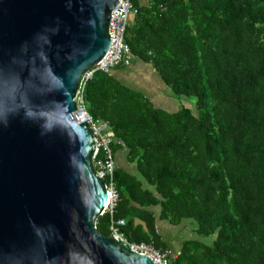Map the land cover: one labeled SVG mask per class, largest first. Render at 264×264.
Segmentation results:
<instances>
[{
    "label": "trees",
    "instance_id": "trees-1",
    "mask_svg": "<svg viewBox=\"0 0 264 264\" xmlns=\"http://www.w3.org/2000/svg\"><path fill=\"white\" fill-rule=\"evenodd\" d=\"M130 1L132 65L151 67L196 108H159L113 73L87 81V109L111 125L116 163L128 164L116 165L118 202L98 231L110 236L123 219L128 243L171 250L170 264H264V0ZM188 219L214 240L176 251L158 223Z\"/></svg>",
    "mask_w": 264,
    "mask_h": 264
},
{
    "label": "water",
    "instance_id": "water-1",
    "mask_svg": "<svg viewBox=\"0 0 264 264\" xmlns=\"http://www.w3.org/2000/svg\"><path fill=\"white\" fill-rule=\"evenodd\" d=\"M118 0H0V264H155L97 229L109 191L78 111Z\"/></svg>",
    "mask_w": 264,
    "mask_h": 264
},
{
    "label": "built area",
    "instance_id": "built-area-1",
    "mask_svg": "<svg viewBox=\"0 0 264 264\" xmlns=\"http://www.w3.org/2000/svg\"><path fill=\"white\" fill-rule=\"evenodd\" d=\"M118 4L113 9L109 22L110 33V48L107 55L94 66L86 75L85 80L78 92V111L83 116L85 121L95 130L96 137L99 141V151L101 158L96 160V168L99 177L108 180L107 189L110 197L105 213H110L113 216L114 209L117 205L119 194L116 189L115 172L116 159L112 144L115 141V133L108 122H97L90 115L85 101V86L87 81L91 80L96 72L110 74L118 66L130 67L132 65L133 56L130 46L126 43L125 37L130 24L131 18L137 14V9L134 8L130 0H118ZM97 154V155H98ZM104 213V214H105ZM125 225V220H114L110 229L113 236L118 240L126 243L132 250L150 256L155 264H170L175 256L171 250L160 251L152 245L144 243L130 244L126 241L120 228Z\"/></svg>",
    "mask_w": 264,
    "mask_h": 264
},
{
    "label": "rangeland",
    "instance_id": "rangeland-1",
    "mask_svg": "<svg viewBox=\"0 0 264 264\" xmlns=\"http://www.w3.org/2000/svg\"><path fill=\"white\" fill-rule=\"evenodd\" d=\"M139 67H140L142 76L132 75L131 76L132 78L128 76V78H130L128 80H132L135 78L134 81H139V83L142 84L143 88L145 87L144 89H148L149 87H152V86L155 87L158 90L155 96L157 98H153V96H151L150 94L148 95L144 90H141V91L145 92V94L149 96L159 108L167 109L165 108L166 107L165 100L163 98H160L161 96H165V93L164 91H162L163 86L161 82L159 81L160 79H159L158 74L156 72L154 73L149 67H146V65L144 64H140ZM149 70L151 71L148 73ZM129 74L130 72L128 73V75ZM149 79L150 81H148ZM166 94H169L171 98H174L175 107H177L178 109H181L183 107H186V108L190 107L191 109L194 110L196 108V99L194 97L175 96L172 93L171 89H169L168 87L166 90ZM169 111H173V110H169ZM129 171L138 175L136 166L134 164H130ZM158 227H159L160 233L163 234L164 236V240H167L172 245V248L175 249L176 251L180 249V246L183 242L190 240V239H199L208 244H211L214 240V236H210V237L199 236L196 232L197 224L193 220H190V219L184 220V222L178 226L170 225L167 222H159Z\"/></svg>",
    "mask_w": 264,
    "mask_h": 264
},
{
    "label": "crops",
    "instance_id": "crops-1",
    "mask_svg": "<svg viewBox=\"0 0 264 264\" xmlns=\"http://www.w3.org/2000/svg\"><path fill=\"white\" fill-rule=\"evenodd\" d=\"M139 66H140V64L138 63V64H134L130 68H126V69H124L122 71L113 70L111 73H113L114 75H116L117 79H119L125 85L130 86L131 88H134L136 90H144L148 95L150 94L151 96H153V98H157L155 96H156V94H157L156 92L158 90L155 87L152 86V87H149L148 89H144L145 87L143 88L142 84L139 83V81H134L135 78L132 79V80H128V79H130V78H128V76H130V77L132 75H139V76L141 75L142 76L141 70H140V67ZM146 67H149V66H146ZM149 68L154 72V70L151 67H149ZM151 70H149L148 73ZM136 71H137V73H136ZM129 72H130V74L128 75ZM159 79H160V77H159ZM148 81H150V79ZM159 81L161 82V84L163 86V90L162 91H164V93H165V96H161L160 97V98H163L165 100V104H166V107L165 108H167L169 110H173V111L174 110H178V108L175 107L174 98H171L169 96V94H166L167 86L162 82L161 79ZM118 157L119 158L117 159V163H116L117 167L122 166L123 168L128 169V164H126V163H124L122 161L123 156H118ZM120 158H122V159H120Z\"/></svg>",
    "mask_w": 264,
    "mask_h": 264
}]
</instances>
